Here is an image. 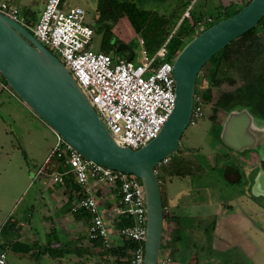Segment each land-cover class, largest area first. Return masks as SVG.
Returning a JSON list of instances; mask_svg holds the SVG:
<instances>
[{
  "label": "rangeland",
  "instance_id": "374dc122",
  "mask_svg": "<svg viewBox=\"0 0 264 264\" xmlns=\"http://www.w3.org/2000/svg\"><path fill=\"white\" fill-rule=\"evenodd\" d=\"M6 1L8 0H0V2ZM63 1L64 8H82L85 11L87 24L92 26L95 23L96 0ZM8 2L10 6L19 10L20 16L27 23L32 26L36 24L43 8L42 0H9ZM235 2L236 0H151L147 8L154 9L160 15L165 16H170L173 12L170 23V26H173L181 18H189L186 14L187 9L191 8L189 13H192L194 17L214 18L220 6L237 5ZM185 3H190V5L185 7ZM118 30L119 35L116 36L127 42L133 53V62L138 64L143 49V46L139 44V36L134 35L125 22H121ZM88 48L93 52L101 51L99 35L92 38ZM51 53L54 54L52 51ZM253 68L255 71L260 69L256 62L253 63ZM202 75L201 72L197 76L195 92L200 90L203 84L207 85ZM0 78L3 81L4 78L2 76ZM232 89L227 85L223 88L226 91ZM11 91L14 94L0 88V226L8 221L6 227L2 228L0 242H2V236L7 239L24 236L30 220L32 223V221L42 220L44 216L47 217L45 220L49 216H54L56 209L50 207L53 205L50 195L53 191L63 190L59 184L51 182L50 176L55 171H63L64 166H59L54 160L46 165V160L55 142L52 128L12 89ZM218 93L214 91V98ZM212 110V103L204 104L203 118L199 119L195 125H188L182 134L180 152L169 155L168 162L164 166H157L159 173L163 169L166 172L173 171L180 166L181 161L184 167L188 163L197 167V170H192V173L183 178L173 176L171 181L170 179L168 181L166 177L165 184L161 186L162 199L164 201L166 193L174 195L190 192L188 199L193 198L203 203L209 202L211 204L209 212L212 216L214 213L217 216L214 218L216 222L215 220L207 222L205 219L201 221L206 230L205 244L202 243V225L197 227L199 230L196 233H199V236L190 232L189 237L184 239L182 247L185 249L190 248L191 240H195L193 248L195 252H193L195 254L198 251V255L195 254L193 263L264 264V122L253 118L249 121L250 125L254 123L259 129L257 135L252 130L253 128H249L248 131L253 136L255 135V143L249 137H241L243 139H240L241 142H235L230 138L228 126L226 131V125L223 128L220 126L221 134L218 138H214L209 118L213 114ZM239 113L241 110L231 114ZM227 117L225 113L218 112L214 123H220ZM243 135H245V130ZM225 164L231 169L233 167L237 173L238 179L234 185L227 183L224 179L220 166H225ZM58 166L60 168H57ZM42 182L46 185L42 186ZM63 192L66 195V193L75 191L63 190ZM68 198L69 196H64L65 203L63 202L64 207L61 209V212L65 214L69 213L70 205L66 202ZM218 204L222 207H219L217 215L215 207ZM226 204L230 205L229 209L225 208ZM35 230L39 233L40 242L45 244L46 235L44 233L48 230L46 226L41 229L34 228ZM56 230L58 234L64 233L59 226ZM84 233L82 232V235ZM216 236L221 239L216 241ZM163 241L162 235L159 260L163 256ZM75 246V242L68 244L71 250H68L69 253L66 254L68 257H65L64 264H114L112 260L103 259L99 255L85 254ZM88 251L93 252V250ZM16 252L11 249L6 251L5 264H34L35 262L54 264L56 261L53 258L43 259V256L30 258L28 255H18ZM193 252L190 248L184 257L187 258V255ZM80 253L84 254L81 258L78 257ZM170 258L173 261L176 260V256L171 255Z\"/></svg>",
  "mask_w": 264,
  "mask_h": 264
},
{
  "label": "built area",
  "instance_id": "2783aa9c",
  "mask_svg": "<svg viewBox=\"0 0 264 264\" xmlns=\"http://www.w3.org/2000/svg\"><path fill=\"white\" fill-rule=\"evenodd\" d=\"M42 1L43 8L34 26L7 2H0V13L24 27L46 49L54 52L117 145L137 150L156 138L171 115L176 98L172 72L174 59H168L166 55L168 40L154 54H149L143 39H139L143 49L138 64H134L133 59H115L88 48L94 33L85 22L82 8H64L63 0ZM6 89L14 94L9 86ZM203 107L201 96L194 93L189 125H195L203 118ZM52 133L55 142L46 165L54 160L64 166V170L53 172L50 180L62 184L64 177L72 176L79 187V198L70 212L75 214L83 210L89 214L88 239H104L105 247H109L112 234L121 241H132L136 247L128 253L126 261L128 264H143L146 202L140 179L87 160L53 129ZM167 162L168 158L158 166ZM99 190L110 191L107 195L117 199V204L109 211L100 208L101 201L95 194ZM109 217L114 221L124 217L130 224L114 231L109 226ZM2 228L3 225L0 226V237ZM5 258L6 252L0 249V264H5ZM158 264L164 262L158 260Z\"/></svg>",
  "mask_w": 264,
  "mask_h": 264
},
{
  "label": "water",
  "instance_id": "95a60500",
  "mask_svg": "<svg viewBox=\"0 0 264 264\" xmlns=\"http://www.w3.org/2000/svg\"><path fill=\"white\" fill-rule=\"evenodd\" d=\"M264 15V0H251L235 15L193 38L173 62L175 106L156 138L133 150L111 137L68 69L24 27L0 13V75L21 100L84 158L140 179L146 202L143 264H158L163 231V203L155 168L176 153L189 125L198 73L231 41L254 28ZM118 49H126L120 44ZM235 111H232L233 113ZM228 114L229 129L238 119L239 138L250 114ZM225 122V123H226ZM240 131V132H238ZM241 133V134H240Z\"/></svg>",
  "mask_w": 264,
  "mask_h": 264
},
{
  "label": "trees",
  "instance_id": "16d2710c",
  "mask_svg": "<svg viewBox=\"0 0 264 264\" xmlns=\"http://www.w3.org/2000/svg\"><path fill=\"white\" fill-rule=\"evenodd\" d=\"M150 1L96 0L97 17L95 23L90 26L94 36H100L101 53L110 55L115 59L133 58V53L127 42L116 36L119 35L118 28L121 22H125L134 35H138L139 39H143L144 48L149 54H154L168 40L166 43L167 58L175 59L179 52L202 31L219 21L235 15L251 0H247L240 7L234 4L220 6L214 18L194 17L192 13H189V18L183 17L173 26H170L173 12L170 16L160 15L158 11L147 8ZM189 5L190 3L184 4L185 7ZM189 12H191V8ZM169 26L171 27L170 30L168 29ZM120 44L125 45L126 49H118ZM254 62L260 67L258 71L253 68ZM201 72L203 73L202 78L206 79L207 85L203 84L200 90L196 92L199 93L204 104L212 103L213 114L209 118L212 123L211 133L214 138H218L221 133V127L214 123L218 112H223L227 115L232 111L246 110L252 118L264 122V15L254 28L231 41L222 50L213 55L202 67L198 75ZM3 82L7 84L4 79ZM224 85L233 89L223 90ZM214 91L219 92L215 98L213 96ZM179 152L180 149L176 151V153ZM182 163L183 161H181L176 171L173 170V174L184 176L192 173L191 167L186 168L187 165L184 167V163ZM155 170H157V167ZM162 171L167 173L165 169ZM157 179L160 181L159 177ZM59 185L64 191H79V187L74 183L70 175L64 177L63 183ZM73 215L75 220L78 221L82 219L89 221L90 219L89 214L83 210H79ZM165 220L166 214L163 210V221ZM7 222L3 225V228L6 227ZM129 224L130 222L127 218L121 217L119 220L114 221L113 225L119 229ZM55 235V230L50 229L48 245L43 247V250H39L40 256L51 250V240L55 238ZM92 242L99 246L100 251L103 253L115 256L118 259L127 258L128 253L136 247L132 241H124V244L118 247H105L104 239L100 238L92 240ZM32 246L21 244L17 237L15 239H7L2 236V242H0V249L4 252L11 249L17 252L29 253L32 251ZM126 263L128 264L127 261Z\"/></svg>",
  "mask_w": 264,
  "mask_h": 264
},
{
  "label": "crops",
  "instance_id": "0c3cea01",
  "mask_svg": "<svg viewBox=\"0 0 264 264\" xmlns=\"http://www.w3.org/2000/svg\"><path fill=\"white\" fill-rule=\"evenodd\" d=\"M9 1V0H8ZM6 1L8 4L9 2ZM247 0H236L235 3L238 5H241L245 3ZM223 6V5H222ZM13 7V6H11ZM15 8V7H13ZM17 9V8H16ZM40 15V13H39ZM202 17V16H201ZM39 19V16L37 18V21ZM8 85L5 84L1 78H0V88L2 90H7L10 91L9 89H6ZM254 119V118H253ZM249 127H253L252 130L255 131V135L259 133V129L254 125H250ZM249 129V128H248ZM247 130V129H246ZM249 131V130H248ZM248 131H245L244 137H249V139L254 140L252 141L253 143L256 142L253 134L249 133ZM240 132V131H238ZM241 134V133H240ZM243 134V133H242ZM243 137V138H244ZM242 138H239V134H237V142H241ZM243 140V139H242ZM164 166V164L162 165ZM196 165H193L192 163H188L186 168L191 167L192 170H197L195 167ZM216 165L214 166V168ZM178 167H176L177 169ZM174 169V171H176ZM220 169L223 170L224 173V179L227 183L234 185L237 183V173L227 165L225 166H220ZM174 171L164 173L161 171L160 173L157 172L156 170V175L159 177L161 183V186L165 184V178L167 177L168 181L171 177L175 176L177 178H183L184 176H177L176 174H173ZM46 183L42 182V186H45ZM165 191H167L165 189ZM68 192V191H67ZM110 191H96L95 194L97 197L100 199V208L109 211L115 204H117V199L113 197L112 195H107L109 194ZM190 192H183V193H176V194H165L164 198V212L166 214V220L163 221V256L160 259V261H163L164 264H195L192 261L194 260L195 254H194V242L195 240H191L189 242V247L192 249V252L190 255H187V258H185V253L190 249H185L182 247V243L184 239L190 234V232L194 235L199 236V233H196L199 229V227L202 225V222L204 219L208 221L215 220L214 218L217 217L216 214L214 213V216L209 212L211 204L209 202L203 203V202H197L193 198L188 199L190 197L189 195ZM192 195V194H191ZM51 198H52V203L53 205L50 206L54 209H56L54 216H49L47 220H45L47 217H43L42 220H37L36 221H29V226L27 231H24L25 235L22 237L18 238V241L21 244L24 245H29L32 246V251L29 253H22V252H16V254H21V255H28L30 258H38L40 257V252L35 251L36 249L43 250V247L48 245L49 238L47 237L50 230L49 229H54L56 232L55 238L51 240L50 248L51 250L48 251V253L42 255L43 259L45 258H53L55 263L54 264H64V259L65 257H68L66 254L69 253L68 250H71L70 247H68L69 243L75 242L76 249H81L85 254L87 253H92L101 256V258L106 259V260H112L114 264H127L126 263V258H117L115 256H111L108 254L103 253L100 251V247L94 244L91 240L88 239L87 237V227H88V221L85 219L82 220H75L74 215L70 213L71 207L76 203L78 200V194L75 191L74 193H65L62 191H53L51 193ZM64 196H69L68 200L66 201L69 207V213L65 214V212H61V209L64 207ZM60 197V198H59ZM192 197V196H191ZM186 200V202H185ZM59 202V203H58ZM64 202V203H63ZM63 204V205H62ZM230 206V205H229ZM228 204L225 205V208L229 209ZM219 207H222L221 204H218L215 209L217 211V215L219 214ZM225 211V209H223ZM60 212V214H59ZM54 218V219H52ZM109 226L115 231L117 228L114 227V220L109 217ZM192 219V221H189ZM198 219V221H196ZM57 220V222H56ZM192 222L191 224L189 222ZM216 222V220H215ZM189 223V224H188ZM67 224V225H66ZM3 225V224H2ZM33 226V227H32ZM48 229L44 233L45 236V244L40 242V238L38 236V232L34 228H39L41 229L42 227H45ZM59 226L62 228V231L64 232L63 234L57 232L56 227ZM67 226V227H66ZM66 227V228H65ZM198 227V228H197ZM202 243L205 244V227L202 225ZM215 227V226H214ZM82 232H85L82 235ZM216 233V229H215ZM58 234V235H57ZM217 237V236H216ZM215 237V238H216ZM200 239V237H199ZM221 239V237H217L216 241ZM215 241V243H217ZM124 244V241H121L115 234L110 235L109 241H108V246L109 247H118L122 246ZM44 245V246H42ZM88 250H93V252H89ZM191 251V250H190ZM39 252V253H38ZM184 254V255H182ZM84 254L80 253L78 254V257L81 258L83 257ZM171 255L176 256V260H172L170 257ZM198 255V254H197ZM198 258V257H197ZM41 259V258H40ZM76 260V259H74ZM40 262H35L34 264H39Z\"/></svg>",
  "mask_w": 264,
  "mask_h": 264
},
{
  "label": "bare ground",
  "instance_id": "6f19581e",
  "mask_svg": "<svg viewBox=\"0 0 264 264\" xmlns=\"http://www.w3.org/2000/svg\"><path fill=\"white\" fill-rule=\"evenodd\" d=\"M244 120L243 119H238L234 122V125L231 127L232 129V133H233V137L232 139L237 142V127L241 126L243 124Z\"/></svg>",
  "mask_w": 264,
  "mask_h": 264
},
{
  "label": "flooded vegetation",
  "instance_id": "af4514ba",
  "mask_svg": "<svg viewBox=\"0 0 264 264\" xmlns=\"http://www.w3.org/2000/svg\"><path fill=\"white\" fill-rule=\"evenodd\" d=\"M237 111V110H236ZM228 115V114H227ZM225 120V119H224ZM223 120V121H224ZM223 121H221L220 123H216V124H218L219 126H222V128H223V126H224V124H225V121L223 122ZM249 129H247L246 131H248ZM221 134V133H220Z\"/></svg>",
  "mask_w": 264,
  "mask_h": 264
}]
</instances>
